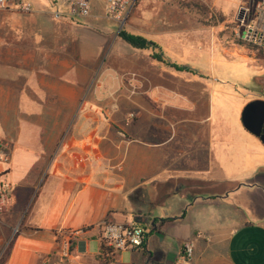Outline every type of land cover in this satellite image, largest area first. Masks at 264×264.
I'll use <instances>...</instances> for the list:
<instances>
[{
    "label": "crops",
    "instance_id": "obj_1",
    "mask_svg": "<svg viewBox=\"0 0 264 264\" xmlns=\"http://www.w3.org/2000/svg\"><path fill=\"white\" fill-rule=\"evenodd\" d=\"M23 1L28 14L0 11V137L10 148L0 187L14 189L0 213V264H175L185 243L193 264H264L260 140L237 121L227 149L222 130L215 141L211 131L195 136L187 165V121L209 118L187 120V87L170 88L149 51L114 36L106 0H90L86 18L69 17L68 0ZM140 4L138 35L161 52L163 38L186 44L190 31L263 72L264 53L223 30L237 22L240 38L253 22L264 33V0ZM257 78L262 96L246 103L264 100ZM103 221L141 226L142 247L102 246ZM60 230L80 231L69 259L58 253Z\"/></svg>",
    "mask_w": 264,
    "mask_h": 264
},
{
    "label": "rangeland",
    "instance_id": "obj_2",
    "mask_svg": "<svg viewBox=\"0 0 264 264\" xmlns=\"http://www.w3.org/2000/svg\"><path fill=\"white\" fill-rule=\"evenodd\" d=\"M174 1L181 9H187V0ZM138 3L140 4V0L135 1L122 26L108 20L117 38L121 29L138 35L139 29L142 28L137 22L141 10ZM236 23L226 22L223 31L227 37L233 38L234 43L247 47L248 44L233 35L232 28H236ZM191 33L187 32L186 44L181 43L182 37L180 41L163 38V52L160 49L154 52L147 50L150 57L155 60L151 62L156 70L163 72L162 75L170 82V88L181 94L187 87V100L190 101L187 104V120L197 122L209 118L205 124L187 121V165L191 163L190 157L195 146L192 141L195 136L203 142L205 135L211 131L215 141V135H220L222 130L224 148L227 149L228 144H234L230 130L234 134L235 124L237 121L240 122L241 112L248 104L247 100L262 96L261 83L257 77L264 76V70L261 74H255L257 64L254 61L245 60L241 55L230 53L224 55L219 45L210 42L208 38L196 40L190 36ZM224 47L226 48L227 45ZM184 49L186 52H183ZM159 52L161 55L157 56L156 53ZM171 64L178 68L171 67ZM135 69L138 68L132 67V70ZM128 78L134 81L135 73L129 74ZM194 90L198 93H194ZM2 256L3 254L0 255V259Z\"/></svg>",
    "mask_w": 264,
    "mask_h": 264
},
{
    "label": "built area",
    "instance_id": "obj_3",
    "mask_svg": "<svg viewBox=\"0 0 264 264\" xmlns=\"http://www.w3.org/2000/svg\"><path fill=\"white\" fill-rule=\"evenodd\" d=\"M69 17L86 18L90 15V0H68ZM135 0H106L105 17L110 21L122 26L132 9ZM261 4L256 7L260 8ZM16 10L21 13H30L32 7L23 0H0V11ZM57 17L61 16L56 12ZM240 39L249 45L264 49V33H260L255 23L250 22L245 26L240 35ZM10 148L7 142L0 137V162L9 161ZM13 187L3 182L0 187V213L5 212L12 204ZM99 230V240L102 246L112 248L116 251L135 249L142 247L145 241V230L134 223H110L103 221L97 226ZM80 231H64L57 233L59 245V256L62 259H69L71 256L72 243ZM193 245L185 243L181 252L177 256L175 264H193Z\"/></svg>",
    "mask_w": 264,
    "mask_h": 264
},
{
    "label": "water",
    "instance_id": "obj_4",
    "mask_svg": "<svg viewBox=\"0 0 264 264\" xmlns=\"http://www.w3.org/2000/svg\"><path fill=\"white\" fill-rule=\"evenodd\" d=\"M240 122L264 146V100H254L246 104L241 112Z\"/></svg>",
    "mask_w": 264,
    "mask_h": 264
},
{
    "label": "trees",
    "instance_id": "obj_5",
    "mask_svg": "<svg viewBox=\"0 0 264 264\" xmlns=\"http://www.w3.org/2000/svg\"><path fill=\"white\" fill-rule=\"evenodd\" d=\"M118 38L121 39L123 42H125L127 45H129L131 48H133L135 50H151L154 52V51H158V49H159V47L155 43L147 40L146 38H144L140 35H136V34L126 32L122 29L118 32ZM248 46L246 47L248 50H253V51H256L257 54L263 55V53H264L263 49L258 48V47H254V46L249 45V44H248ZM160 53L161 52L156 53L157 56H159ZM170 66L174 67V68H178L176 65H173V64H171ZM180 68L182 69L183 67H180ZM3 259H4V256L1 260L3 261Z\"/></svg>",
    "mask_w": 264,
    "mask_h": 264
}]
</instances>
